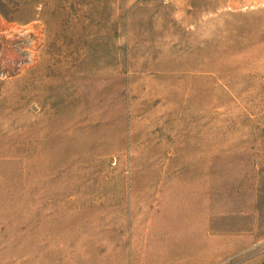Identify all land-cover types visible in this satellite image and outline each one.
I'll return each mask as SVG.
<instances>
[{"label":"rangeland","instance_id":"374dc122","mask_svg":"<svg viewBox=\"0 0 264 264\" xmlns=\"http://www.w3.org/2000/svg\"><path fill=\"white\" fill-rule=\"evenodd\" d=\"M0 264H264V0H0Z\"/></svg>","mask_w":264,"mask_h":264}]
</instances>
